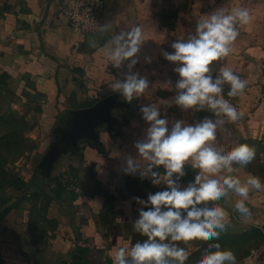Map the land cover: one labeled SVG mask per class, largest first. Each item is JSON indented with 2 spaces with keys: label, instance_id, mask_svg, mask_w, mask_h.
I'll list each match as a JSON object with an SVG mask.
<instances>
[{
  "label": "crops",
  "instance_id": "obj_1",
  "mask_svg": "<svg viewBox=\"0 0 264 264\" xmlns=\"http://www.w3.org/2000/svg\"><path fill=\"white\" fill-rule=\"evenodd\" d=\"M104 1L101 23L110 22L111 29L105 35L88 37L75 51L77 36L55 2L0 0V76L11 89L17 109L25 104L41 109L44 130L51 127L54 131L60 116L69 109L89 107L116 93L111 86L119 78L103 52L114 33L142 26L145 42L133 72L150 82L149 92L133 99L132 107L124 113L127 121L119 126V133L114 137L103 133L104 149L84 146V158L68 154L57 173L46 177L54 189L57 183L52 179L64 174L62 181L67 186L62 200L53 191L52 199L29 194L30 203L25 197L2 217L0 264H114L116 250L146 239L134 230L133 223L141 209L147 211L151 206L145 207L134 198L147 201L149 194L169 189L163 182L153 184L150 177L142 179L139 171L124 170L128 157L141 159L134 144L145 137L150 126L140 107L157 105L169 128L176 120L194 125L205 117L215 119L209 111H184L173 103L179 80L174 71L177 65L162 53H173L172 43L194 35L202 16L219 7H246L251 22L238 25L240 35L231 53L213 65L214 79L219 68L227 66L247 80L246 88L236 97L227 96L229 86L225 85V98L243 116L226 122L216 143L226 151L239 144L253 147L255 159L243 168L234 164L238 170L232 174L242 181L254 175L264 184V0ZM46 137L43 140L47 141ZM153 171L163 174L164 169L160 166ZM197 171L185 165L181 187L194 182ZM237 199L240 197L230 194L218 202L231 223L219 239L179 242L190 253L185 264H196L205 249L217 243L234 252L237 264H264V189L249 193L245 201L251 210L249 218L235 211Z\"/></svg>",
  "mask_w": 264,
  "mask_h": 264
},
{
  "label": "clouds",
  "instance_id": "obj_2",
  "mask_svg": "<svg viewBox=\"0 0 264 264\" xmlns=\"http://www.w3.org/2000/svg\"><path fill=\"white\" fill-rule=\"evenodd\" d=\"M250 22L251 14L246 7L231 10L219 7L202 16L194 35L172 43L173 53H162L166 60L177 65L174 71L179 80L175 83L177 94L173 103L184 111H209L215 119L205 117L194 125L176 120L169 128L168 119L160 118L157 105L140 107L143 120L150 126L145 137L134 144L141 159L128 157L124 170L139 171L142 179L150 177L156 185L163 182L169 190L149 194L147 201L134 198L145 207L151 206L147 211L141 209L133 223L134 230L146 239L116 250L114 264H185L190 253L179 242L219 239L231 226L225 208L218 203L230 194L240 197L234 203L235 211L245 218L251 216L245 201L251 191L264 189V184L257 176L248 175L242 181L232 173L238 170L234 164L243 168L251 163L256 151L247 144L226 151L216 143L217 133L226 122H235L243 116L225 98V85L229 86L227 96L236 97L246 88L247 80L227 66L219 68L215 79L212 76L214 63L231 53L233 42L240 35L238 25ZM110 29L111 23L106 22L99 31L105 33ZM144 42V29L134 25L114 33L103 47L104 55L116 69L127 62V71L121 73L123 79H115L111 86L127 103L149 92L147 77L133 72ZM92 46L95 47V42ZM185 165L198 171L194 182L181 187L179 181L186 175ZM160 166L163 174L153 171ZM196 264H237V259L232 250L222 249L217 243L210 244Z\"/></svg>",
  "mask_w": 264,
  "mask_h": 264
},
{
  "label": "rangeland",
  "instance_id": "obj_3",
  "mask_svg": "<svg viewBox=\"0 0 264 264\" xmlns=\"http://www.w3.org/2000/svg\"><path fill=\"white\" fill-rule=\"evenodd\" d=\"M14 100L11 89L0 77V179L4 175V180L8 179L6 181H13L17 177L30 179L41 158V152L46 149L53 134V128L47 127L44 130L40 125L39 107L25 104L17 109ZM45 135L47 141L43 140ZM10 142L11 149H9ZM56 170L53 175L57 173ZM7 189V193L13 195L15 200L22 195L12 187ZM0 195H2L1 191ZM44 196L40 195V197ZM26 199V202H29L32 198L26 196Z\"/></svg>",
  "mask_w": 264,
  "mask_h": 264
},
{
  "label": "water",
  "instance_id": "obj_4",
  "mask_svg": "<svg viewBox=\"0 0 264 264\" xmlns=\"http://www.w3.org/2000/svg\"><path fill=\"white\" fill-rule=\"evenodd\" d=\"M132 107L119 93L107 95L89 107L69 109L60 116L59 122L65 120L59 136L52 141L43 155V160L54 164L61 151L84 158V146L104 149L103 133L114 137L119 133V126L127 120L124 113ZM58 131V127L54 133Z\"/></svg>",
  "mask_w": 264,
  "mask_h": 264
},
{
  "label": "built area",
  "instance_id": "obj_5",
  "mask_svg": "<svg viewBox=\"0 0 264 264\" xmlns=\"http://www.w3.org/2000/svg\"><path fill=\"white\" fill-rule=\"evenodd\" d=\"M57 4L58 11L69 19L70 26L77 36L74 50L81 47L82 42L91 36H102L99 31L101 13L105 7L104 0H52ZM112 72L123 79L122 72L127 71V62L121 69L111 66Z\"/></svg>",
  "mask_w": 264,
  "mask_h": 264
},
{
  "label": "trees",
  "instance_id": "obj_6",
  "mask_svg": "<svg viewBox=\"0 0 264 264\" xmlns=\"http://www.w3.org/2000/svg\"><path fill=\"white\" fill-rule=\"evenodd\" d=\"M11 147H12V144L10 142L9 149H11ZM75 169H76L75 167H72V170H75ZM63 176L64 174H62L61 176L60 175L57 176L55 179H52L56 181L57 187L54 189H51L50 187L51 181H49L42 175H38L37 173L32 175V177L28 180H24L22 177H17L13 181L11 180L6 181L8 179L4 180L5 176L3 175L2 179H0V181L2 182V184L0 185H4V184L6 185H4L3 187H0V191L2 192V195H0V222L2 220V217H5L7 211L10 208H14L16 207V205H19V202L23 200L29 194L30 196L33 195V197L34 196L39 197L41 194H43L45 195L44 197L52 199L54 197L51 196L50 192L53 191L55 192V196H57L58 200H62L61 197H62L63 191L65 190L67 186V183L64 184L62 181ZM9 187H12L13 190L20 191L22 193L20 197L16 198L17 200L16 203L15 201L13 202V200H15L14 199L15 197L7 193V190H8L7 188Z\"/></svg>",
  "mask_w": 264,
  "mask_h": 264
},
{
  "label": "flooded vegetation",
  "instance_id": "obj_7",
  "mask_svg": "<svg viewBox=\"0 0 264 264\" xmlns=\"http://www.w3.org/2000/svg\"><path fill=\"white\" fill-rule=\"evenodd\" d=\"M65 120H61L59 122V125H57L55 127V129L58 127V131H56L52 134V139L50 140L48 147L46 148V150L42 153L41 158L36 166V173H38V175H42L45 178L46 177H51L54 173V171L58 168V166L61 164V162H63L66 158H67V152L66 151H61L59 154V157L56 159V162L54 164L50 163L49 161H45L43 160V155L45 154V152L49 149L50 144L52 143V141H55L56 138L59 136L61 128L64 126ZM54 129V130H55Z\"/></svg>",
  "mask_w": 264,
  "mask_h": 264
}]
</instances>
